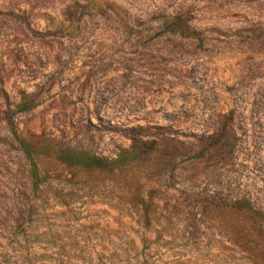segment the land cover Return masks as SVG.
I'll return each mask as SVG.
<instances>
[{
    "label": "rangeland",
    "instance_id": "374dc122",
    "mask_svg": "<svg viewBox=\"0 0 264 264\" xmlns=\"http://www.w3.org/2000/svg\"><path fill=\"white\" fill-rule=\"evenodd\" d=\"M0 264H264V0H0Z\"/></svg>",
    "mask_w": 264,
    "mask_h": 264
},
{
    "label": "trees",
    "instance_id": "16d2710c",
    "mask_svg": "<svg viewBox=\"0 0 264 264\" xmlns=\"http://www.w3.org/2000/svg\"><path fill=\"white\" fill-rule=\"evenodd\" d=\"M134 150L132 152H130L129 150H125L123 151V153H121V157L125 156L126 154H128L129 156L133 155ZM118 163V160L113 161V165L116 166Z\"/></svg>",
    "mask_w": 264,
    "mask_h": 264
}]
</instances>
